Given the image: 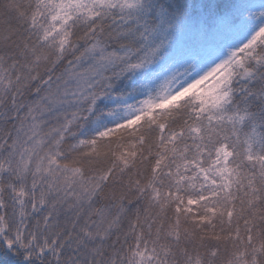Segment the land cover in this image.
I'll list each match as a JSON object with an SVG mask.
<instances>
[{
  "label": "snow or ice",
  "instance_id": "snow-or-ice-1",
  "mask_svg": "<svg viewBox=\"0 0 264 264\" xmlns=\"http://www.w3.org/2000/svg\"><path fill=\"white\" fill-rule=\"evenodd\" d=\"M0 0V264H264V0Z\"/></svg>",
  "mask_w": 264,
  "mask_h": 264
},
{
  "label": "trees",
  "instance_id": "trees-1",
  "mask_svg": "<svg viewBox=\"0 0 264 264\" xmlns=\"http://www.w3.org/2000/svg\"><path fill=\"white\" fill-rule=\"evenodd\" d=\"M248 9H249V13H245V18L248 20V21H252L253 20V17L255 16V14L259 11H261L262 9L259 7V3H258V0L255 4H249L248 5Z\"/></svg>",
  "mask_w": 264,
  "mask_h": 264
}]
</instances>
